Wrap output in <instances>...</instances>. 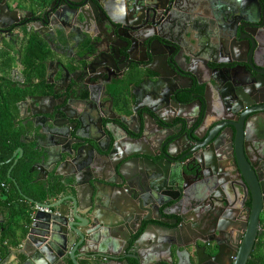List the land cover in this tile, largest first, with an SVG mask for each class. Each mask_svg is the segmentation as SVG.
<instances>
[{
    "label": "flooded vegetation",
    "instance_id": "af4514ba",
    "mask_svg": "<svg viewBox=\"0 0 264 264\" xmlns=\"http://www.w3.org/2000/svg\"><path fill=\"white\" fill-rule=\"evenodd\" d=\"M6 3L17 14L0 27V52L15 64L0 69V85L8 96H21L14 121L24 139L38 143L61 133L83 141L84 155L90 144L106 152L117 143V160L129 144L151 160L141 164L157 170L155 206L122 213L102 197L91 214L88 226L101 240L121 245L112 251L116 258L124 264H242L252 240L244 264H260L264 0ZM107 125L115 135L104 132ZM110 161L96 158L105 179ZM104 181L103 192L115 191ZM70 210L63 232L72 242L60 247L65 261L94 256L117 264L99 247L97 233L83 248L75 241V218H81L78 231L88 217ZM90 249L101 250L100 257L84 256Z\"/></svg>",
    "mask_w": 264,
    "mask_h": 264
},
{
    "label": "water",
    "instance_id": "95a60500",
    "mask_svg": "<svg viewBox=\"0 0 264 264\" xmlns=\"http://www.w3.org/2000/svg\"><path fill=\"white\" fill-rule=\"evenodd\" d=\"M2 1L4 6L0 7V16L2 15L0 18V27L6 28L12 24L16 18L17 12L9 8L6 0ZM107 130H109L110 135H115L113 130L109 128L108 125L104 132ZM53 139L54 140H52V142L50 136H46L42 141H38L39 150L42 152V160L40 163H36L34 168L42 171V166H51L52 169L49 172L54 173L52 180L54 181L55 179H58L66 187L65 190H68L71 193L65 200L60 199L58 202L52 203L36 201L33 198L24 195L26 199L35 205V209L31 213L29 231L26 235V241L29 245L26 243V245L23 244L19 248L12 247L9 254L0 261V264L12 263L9 262L12 255L18 257L20 260L18 261V264H68L64 259L62 251H60L61 246L65 245L68 241L72 242V240H70L72 237L64 234L65 226H67L69 220L73 217L69 206L70 204H67L66 200H71L72 207L75 210L84 211L88 217L85 229L78 231L77 229L82 225L79 224L81 218L76 217L75 219H77L78 222L76 221L75 225L78 227L74 225V230H72L76 236L75 241L78 238L82 240L80 243L83 248L89 244V240H92L93 235L97 233L95 228L88 225L89 223L94 222V218L91 214L94 213L95 208L100 202V198H102L101 193L103 191L99 186V183H101L102 180L109 181V185L115 187V191L109 194L108 200L110 201V204H114V207L122 213H127L130 208H134V211H137V209L148 208L147 205L155 206L154 204L157 200L156 196L159 192L158 187L155 185L157 170L153 167L141 164L143 162L142 160L151 161L144 155V152L135 150L133 146H129V144H127V150L123 153V157L120 160H117V154L115 153L117 143H115V145L106 152H101L93 144H90V152H92V154L89 155L88 153L87 155H84L83 150L85 145L82 144L83 141L73 139L71 137L69 138L68 135H63L61 133L54 135ZM48 140L49 144H47ZM98 154H103L107 160H111V167L109 168V171H111L114 176L112 179L107 180L98 174V166L96 163ZM23 155L24 148L20 146L15 150L13 157L9 159V161L14 160L10 173ZM128 157L133 158L127 159ZM242 163H244L242 164L243 168L247 167L246 163L248 162L245 157H243ZM129 164H133L132 167H130ZM146 173L149 183L148 186L145 187ZM83 183H87L85 184V187L88 190H83ZM140 185H142V188ZM128 197L130 198L129 201ZM132 200H136L139 207H136ZM128 203L129 207H126V204ZM129 211L131 212L133 210L130 209ZM169 232L172 233V231ZM146 233L147 231L143 232L141 237H145L147 235ZM159 234H161V232ZM98 237L99 241H101L99 242V247L102 248L101 250H105L106 253L111 252L109 253L110 257L108 258L116 261L118 260L117 264H124V261H120V258H116L117 254L112 252L113 250H117L118 246L121 245H115V242H113L111 238H106L107 240L105 239L102 241L99 235ZM138 239L133 243V245L137 244ZM129 244L130 243L128 241V246ZM251 244L252 240L243 252L244 261L249 256ZM27 246L33 250L31 253L25 252V248ZM101 250L90 249L85 251L83 255L86 256V254L89 253H97L96 256L100 257L99 253H102ZM138 261L139 264L143 263L140 260ZM244 261L242 264H244ZM174 262L175 259L173 263ZM73 264L113 263L111 260H107L106 262H97L96 257L86 256L85 258L74 259Z\"/></svg>",
    "mask_w": 264,
    "mask_h": 264
},
{
    "label": "trees",
    "instance_id": "16d2710c",
    "mask_svg": "<svg viewBox=\"0 0 264 264\" xmlns=\"http://www.w3.org/2000/svg\"><path fill=\"white\" fill-rule=\"evenodd\" d=\"M4 83L0 85V207L6 209L8 218L0 223V259L10 247L19 246L27 235L31 222L34 203L24 197L36 201L48 202L66 190L58 179L46 183L39 180L34 165L40 161L41 151L36 142L24 140L23 131L16 127V101L21 98L16 94L7 95ZM24 140V141H23ZM24 148V155L10 169L14 160L9 161L18 147ZM260 264H264V253L259 254Z\"/></svg>",
    "mask_w": 264,
    "mask_h": 264
},
{
    "label": "crops",
    "instance_id": "0c3cea01",
    "mask_svg": "<svg viewBox=\"0 0 264 264\" xmlns=\"http://www.w3.org/2000/svg\"><path fill=\"white\" fill-rule=\"evenodd\" d=\"M1 1V0H0ZM4 52H7V51H4ZM1 53L0 52V69L1 70H3V71H7L12 65H14L15 64V62H13V58H9L8 59V57H10L8 54L6 55V53ZM0 74H3V73H0ZM46 137V136H45ZM45 137H42V140H43V138H45ZM52 141V140H51ZM53 142V141H52ZM43 143H44V141H43ZM47 144H49V140H48V143ZM89 153V155L90 154H92V152H88ZM41 155H42V152H41ZM13 157V156H12ZM42 159L40 158V161H41ZM40 161L38 162V163H40ZM41 166H42V164H41ZM42 168V171H40V170H38V169H35L36 170V172H37V175H38V178H40L39 180H45V178H46V180H52V178H53V176H54V173L53 172H49L51 169H52V167L51 166H47V167H45V166H42L41 167ZM72 169V168H71ZM106 177H107V180L109 179H112L114 176H113V174L111 173V171H109L108 170V172H107V170H106ZM51 176V177H50ZM105 177V176H104ZM45 180V181H46ZM104 182H107L108 184H110L109 183V181H104ZM112 192H114V190H108L107 192H102L101 193V196L102 197H105V199H108V197H109V194L110 193H112ZM71 192H69V194H70ZM68 196V195H67ZM67 196H61V197H55L53 200V202H58L60 199L61 200H65L66 199V197ZM68 202H69V204H70V207H71V205H72V203H71V200H68ZM34 209H35V207H34ZM8 218V212L6 211V209H4V208H1L0 207V223H3L4 221H6V219ZM26 243H27V241H26V236L21 240V242H20V244H19V246H17L16 248H19L21 245H26ZM27 245H29L28 243H27ZM9 262H12V264H17L18 263V261L16 260V256L15 255H12L11 257H10V259H9ZM8 263V262H7ZM11 264V263H10Z\"/></svg>",
    "mask_w": 264,
    "mask_h": 264
}]
</instances>
